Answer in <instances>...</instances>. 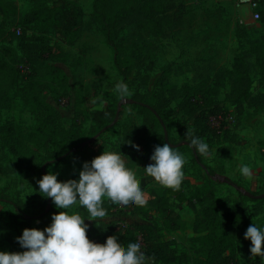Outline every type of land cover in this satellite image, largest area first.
<instances>
[{
	"label": "rangeland",
	"instance_id": "rangeland-1",
	"mask_svg": "<svg viewBox=\"0 0 264 264\" xmlns=\"http://www.w3.org/2000/svg\"><path fill=\"white\" fill-rule=\"evenodd\" d=\"M38 1L41 0H0V23L6 18L8 30L5 43L14 46L19 55L32 49L33 44H40L44 36L49 38L51 44L61 46L66 54V61H59L58 64L67 74L65 86L69 92H66V89L59 84L58 91H45L43 99L57 106L66 128L70 129L73 124L79 122L88 130L92 124L87 117L90 110L115 105L120 98L115 85L123 81V76L114 63L113 50L106 42L94 18V0H72V7L77 13L78 36L71 43L53 28L46 30L45 27L38 25L25 26L23 22L25 16ZM174 1L185 2V20L180 26L168 29L165 34L159 36L142 30L137 32L135 25L130 23L123 25L121 29L119 41H128L134 34L140 41L151 42L153 46L151 54L155 65L150 70L149 62H146L141 69H134L126 82L130 95L123 97L125 105L116 126L102 130L92 141L89 139L82 153L48 164L45 169L39 161L35 171L26 165L23 158L12 155L0 145V192L20 198L30 212H43L44 215L41 218L32 222L33 227L45 228L51 223L52 214L60 211L55 207L52 198L50 200V197H44L38 191L37 181L42 178L43 172L45 174L49 171L57 172L59 180L78 179L85 161H91L105 149L115 151L114 144L125 125L135 127L144 121L138 107L132 102L133 95L144 93L151 96L154 82L161 76L167 65L170 66L171 83L178 87L184 83L203 84L209 89L212 97L214 95L217 98L220 105L228 106L230 109L227 116L228 128H230L228 136L195 133L210 146L209 156L205 157L199 153L198 155L203 162L212 166L217 174L214 184L218 201L226 204L242 197L234 185L225 182V178L242 184L246 194L264 193V102L261 101L263 105L259 107L248 106L239 113L228 100L232 80L227 76V70L232 68L235 55L243 51L251 65L253 91L255 93L264 91V77L260 74L255 57L250 52L252 42L261 39L260 37L264 34V0L260 10L261 18L248 25L239 17L240 6L234 0ZM247 8L249 11L250 8L248 6ZM249 27L254 28L256 33L249 30ZM24 31H27L26 35ZM22 64L24 65L25 62ZM146 77L148 83L144 84ZM7 96L11 98V107H0L1 119L20 121L26 129L33 127L36 124V116L28 106L24 105L20 92L13 89ZM65 97L69 99V102H64ZM180 100L181 98L177 97L171 101L169 104L171 111L168 112L167 118L172 141L186 145L188 140L185 132L191 128V122L178 113L177 104ZM141 135L144 143L139 147L140 151L134 152L135 162L131 163L124 159L127 166L136 173L148 202L151 201L149 189L154 186L164 187L144 172V167L152 163L150 157L155 146L161 143L162 132L159 131L153 135L143 130ZM84 152L89 154V158L82 157ZM182 154L187 158L182 187L188 195H191L198 186L206 182V175L203 168L195 161L191 149L185 148ZM243 163H247L253 169V179L249 180L240 174L239 167ZM175 199L173 198L174 206L177 205ZM195 202L198 204L197 201ZM245 203L247 213L241 231L240 262L241 264H264V260L259 255L252 256L250 252L252 242L244 236L249 225L257 223L264 226V202L255 203L245 199ZM130 208L132 209V206ZM131 209L129 206L117 204L113 211L115 214L107 212L106 217L97 219H89L87 209L78 204L74 205L72 210L78 211L85 217L89 230L100 221H109L120 216H127L131 220L134 217L132 214H136L132 213ZM183 213L186 217L192 214L189 210ZM14 214H16L15 208L11 204L0 201V226L19 236L25 228L24 221L22 218L14 221L11 217ZM156 214L155 211H151V221L156 222ZM137 215L139 214H136L137 221H144L143 216ZM191 218L193 219L194 215ZM147 221L145 219V222ZM182 245H185L184 250H187L191 257L201 254L198 252L200 248L198 242H187ZM0 250L16 251L1 233ZM186 264H193L192 259Z\"/></svg>",
	"mask_w": 264,
	"mask_h": 264
},
{
	"label": "trees",
	"instance_id": "trees-1",
	"mask_svg": "<svg viewBox=\"0 0 264 264\" xmlns=\"http://www.w3.org/2000/svg\"><path fill=\"white\" fill-rule=\"evenodd\" d=\"M72 5V0L38 1L23 22L25 26L38 25L45 27L46 30L53 28L71 43L78 36L77 13ZM93 11L98 27L113 50L114 63L123 76V82H127L135 68L141 69L146 62H149L151 70L154 68L155 60L151 54L153 48L151 42L140 41L134 34L128 41L118 40L123 25L134 24L137 32L142 30L160 36L168 32V29L176 28L184 22L186 4L174 0H94ZM26 32L24 31L25 35ZM7 34L5 18L0 23V107H11V98L7 94L17 89L24 105L35 114L36 124L26 129L20 121L14 119L4 121L0 116L1 147L12 155L23 158L26 165L35 171L39 161L45 169L46 164L56 163L82 153L87 147L85 142L98 135L104 128L118 124L125 105L121 97L113 106L91 109L87 117L92 124L88 130L79 122L73 124L70 129L66 128L57 106L43 99L45 91H58L59 84L69 92L65 86L67 74L58 64L59 61H66L63 49L60 45L51 44L49 38L44 36L40 44H33L32 49L19 55L14 46L5 43ZM260 38L252 42L250 52L255 57L260 74L264 77V34ZM22 62L25 64L23 65ZM169 72L170 66L167 65L154 82L151 96L144 93L133 95L132 102L138 107L144 121L135 127L125 125L114 144L115 151L134 163L136 149L128 141L140 147L144 143L141 135L143 130L153 135L161 131L160 145L170 143L181 153L185 148L193 151L195 161L204 170L206 182L198 186L191 195H188L182 186L178 191L154 186L149 189L151 201L147 202L148 205H125L129 206V209L132 206L131 212L140 214L148 220L147 222H132L124 226L121 224L122 216H120L96 223L87 234L90 239L101 243L106 242L108 236L117 235L119 242L125 246L130 241L138 242V237L141 236L145 244L144 252L159 264H186L191 259L193 264H241L239 256L241 231L247 213L245 199L262 203L264 197L257 198L251 196L253 193L246 194L242 184L225 178V182L234 185L242 197L234 199L231 203H220L216 197L214 180L217 174L214 168L203 162L189 142L184 145L172 141L167 115L171 111L169 104L177 97L181 98L177 104V111L191 122V128L195 133L228 136L230 128H228L227 116L230 109L228 106L220 105L217 98L214 95L212 97L209 89L203 84L184 83L178 87L171 83ZM227 76L232 80L228 100L239 113L248 106L263 105L264 91L257 93L253 91L251 65L245 52L239 51L235 55L232 68L227 70ZM144 80V84H147V77ZM214 117H222L219 125L213 123ZM83 155L82 157L89 158L87 152ZM173 198L187 202L195 213L193 224L195 235L191 241L200 245L198 252L201 254L198 256L191 257L187 250L179 247L175 238H165L164 231L180 229L184 226L181 216L174 213ZM0 201L9 203L15 208L16 214L11 217L14 221L22 218L25 228L33 227L32 222L44 215L43 212L28 211L20 198H14L6 193L0 192ZM104 207L107 209L106 212L115 214L113 211L117 204L105 199ZM151 211L157 213L156 222L151 221ZM0 233L16 251L24 250L16 239L18 235L11 230L0 226Z\"/></svg>",
	"mask_w": 264,
	"mask_h": 264
},
{
	"label": "clouds",
	"instance_id": "clouds-1",
	"mask_svg": "<svg viewBox=\"0 0 264 264\" xmlns=\"http://www.w3.org/2000/svg\"><path fill=\"white\" fill-rule=\"evenodd\" d=\"M115 90L121 98L130 95L126 82H117ZM185 137L199 154L210 155L209 144L194 129L188 128ZM128 143L140 151L138 145ZM150 159L152 163L144 167V172L162 186L180 190L187 158L170 143H164L155 146ZM239 172L249 180L254 177L247 163L241 164ZM58 175L49 171L37 183L38 191L51 197L60 211L52 214L51 223L43 229L26 227L16 237L24 250H0V264H151L139 242L130 241L125 246L117 235L108 236L103 243L90 239L85 217L72 210L78 204L87 209L89 219H97L107 215L105 199L122 205L147 203L136 173L120 152L105 149L91 161H85L78 179L59 180ZM244 236L252 242V256L259 255L264 260V226L249 225Z\"/></svg>",
	"mask_w": 264,
	"mask_h": 264
},
{
	"label": "crops",
	"instance_id": "crops-1",
	"mask_svg": "<svg viewBox=\"0 0 264 264\" xmlns=\"http://www.w3.org/2000/svg\"><path fill=\"white\" fill-rule=\"evenodd\" d=\"M239 6H240V8H239L238 15L242 19L243 23L248 25L249 23L257 22L253 18V13H252L250 6H248V5H239ZM247 6L250 8L251 11L250 10L248 11ZM249 30H252L254 33H256L254 28L251 29L249 27ZM175 200H176L177 205L173 207L174 213H175V215L181 216V218L184 222V226H183V228H180V229L164 231V233H165L167 238H175L178 241L179 247L181 249H184L185 245H182V244H185L187 242L192 243L191 238L195 235L194 230H193L195 214H194V211L191 209V207L187 204V202H182V201H179L178 199H175ZM172 201H173V199H172ZM185 210H187V211L189 210L192 213L191 216L194 215V218L193 219L191 218L192 220L190 219L191 216L190 217L185 216V214L183 213V211H185ZM136 214H132L134 217L132 216L133 219H131V217H130L131 221L135 222V223H140V222L145 223V219H144V221H137L136 220ZM139 215H137V216H139ZM171 264H177V263H171Z\"/></svg>",
	"mask_w": 264,
	"mask_h": 264
},
{
	"label": "built area",
	"instance_id": "built-area-1",
	"mask_svg": "<svg viewBox=\"0 0 264 264\" xmlns=\"http://www.w3.org/2000/svg\"><path fill=\"white\" fill-rule=\"evenodd\" d=\"M237 4L239 5H248L250 6L251 10H252V13H253V18L255 20H258L261 18V13H260V10H261V6H262V1L263 0H235ZM64 102H69L68 99L64 100ZM222 117H219V118H216L214 117L213 118V123L215 125H219L220 124V119ZM131 214V212H130ZM129 217L127 216H123L122 217V221H121V224L126 226V225H129L130 223H132L131 220L128 219ZM94 240V239H93ZM96 242H100V241H97V240H94ZM138 242L141 244L142 246V250L144 251V248H145V244H144V241L142 239L141 236L138 237ZM101 243V242H100ZM150 261H151V264H159L155 259L153 258H150Z\"/></svg>",
	"mask_w": 264,
	"mask_h": 264
},
{
	"label": "water",
	"instance_id": "water-1",
	"mask_svg": "<svg viewBox=\"0 0 264 264\" xmlns=\"http://www.w3.org/2000/svg\"><path fill=\"white\" fill-rule=\"evenodd\" d=\"M106 129H107V127L104 128L103 131H105ZM97 136H98V135L94 136V137L91 138L89 141H92V140L96 139ZM87 143H88V141L85 142V144H87ZM46 165H47V164H46ZM46 165L44 166V168L46 167ZM251 196H253V197H257V198H261V197H264V193L259 194V195H253V194H251ZM50 200H51V197H50Z\"/></svg>",
	"mask_w": 264,
	"mask_h": 264
}]
</instances>
